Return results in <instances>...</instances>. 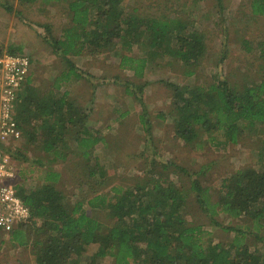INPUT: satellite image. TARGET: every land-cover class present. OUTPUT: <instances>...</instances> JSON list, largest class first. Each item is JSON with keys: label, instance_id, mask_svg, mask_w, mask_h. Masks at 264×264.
<instances>
[{"label": "trees", "instance_id": "16d2710c", "mask_svg": "<svg viewBox=\"0 0 264 264\" xmlns=\"http://www.w3.org/2000/svg\"><path fill=\"white\" fill-rule=\"evenodd\" d=\"M36 1L18 3L30 5ZM122 2L69 1V25L61 38L51 39V45L60 52L72 77L80 78L82 72L70 56L84 52L143 46L147 48L146 56L124 53L120 57L119 66L132 70L137 77L144 75L146 62L153 58L169 55L190 69L204 58L206 44L201 32L181 21L145 17L134 11L125 15ZM258 46L264 65V41ZM9 54L22 53L10 50ZM68 74L47 91L38 90L26 79L13 113L22 139L25 136L27 143L37 141L54 159L64 157L63 132L68 126L79 147L92 150L100 140L85 127L87 114L83 109L69 99L67 92L59 91V82L68 79ZM166 85L172 92L169 115L173 133L185 144H192L203 132L210 140H216L214 134L220 132L223 139L216 140V144L236 143L243 130L251 132L256 124L264 129V80L242 89L226 78L210 85ZM33 118H38V126L32 124ZM140 120L144 126L147 124L144 114ZM144 131L150 134L149 128L144 127ZM1 149L10 154L9 148ZM259 162V169L244 167L222 178L215 201H211L208 187L197 178L191 180L190 190L204 213L251 219L252 228L225 227L235 233L227 244L205 241L201 226L191 225L184 217L187 195L170 174L188 171L173 161H150L147 177L141 182L131 187L112 186L107 193L87 197L90 208L105 210L111 223L104 227L96 216L82 210L81 203L68 205L54 184L58 173L48 171L41 184L27 188L16 183V170L14 189L29 208L30 217L8 233L9 239L12 245L29 247L36 264H100L107 257L114 264H264V254L251 251L245 243L249 236L264 240V138ZM87 174L93 177L95 172L90 168ZM19 178L23 180L22 175Z\"/></svg>", "mask_w": 264, "mask_h": 264}, {"label": "rangeland", "instance_id": "374dc122", "mask_svg": "<svg viewBox=\"0 0 264 264\" xmlns=\"http://www.w3.org/2000/svg\"><path fill=\"white\" fill-rule=\"evenodd\" d=\"M69 1L37 0L21 5L18 0H0V55L10 50L28 55L31 67L27 79L40 91H47L68 74L51 39L61 38L69 25ZM122 8L125 15L134 11L145 17L181 21L201 32L206 44L204 58L191 67V74L190 68L169 55L153 58L146 62L144 75L137 77L132 70L119 66L120 57L124 53L146 56L147 48L143 46L71 55L82 76L68 74L66 81L59 82V91L67 92L69 99L83 109L87 114L85 127L92 136H101L102 141L92 150L79 147L68 126L63 132L64 157L54 159L51 152L42 150L41 144L27 143L24 136L15 145L6 146L18 171L16 183L33 188L44 181L48 171L58 173L54 184L68 205L81 203L82 210L96 216L104 227L111 223L105 210L90 208L87 197L107 193L112 186L131 187L141 182L147 177L150 161H173L188 171L170 174L187 195L184 217L191 225L201 226L205 241L227 244L235 233L225 227L252 228L251 219H234L221 212L209 216L198 206L190 183L197 178L210 189V199L215 201V190L222 178L244 167L259 169L264 129L256 124L251 132L243 130L236 143L216 144L223 139L220 132L214 134L217 141L203 132L195 142L185 144L173 133L169 115L172 92L166 82L210 85L226 78L242 89L263 81L264 65L258 45L264 41V0H123ZM142 114L145 126L140 120ZM32 121L40 124L38 118ZM90 168L95 172L93 177L87 174ZM245 243L251 251L264 254V240L249 236ZM0 264L36 263L29 247L12 245L8 233L0 231ZM100 264L114 263L107 257Z\"/></svg>", "mask_w": 264, "mask_h": 264}, {"label": "built area", "instance_id": "2783aa9c", "mask_svg": "<svg viewBox=\"0 0 264 264\" xmlns=\"http://www.w3.org/2000/svg\"><path fill=\"white\" fill-rule=\"evenodd\" d=\"M31 60L26 54L0 55V231L9 233L29 220L30 210L16 194L13 181L17 171L10 154L1 148L21 138L13 113L17 96L27 79ZM7 173H11L9 177Z\"/></svg>", "mask_w": 264, "mask_h": 264}, {"label": "crops", "instance_id": "0c3cea01", "mask_svg": "<svg viewBox=\"0 0 264 264\" xmlns=\"http://www.w3.org/2000/svg\"><path fill=\"white\" fill-rule=\"evenodd\" d=\"M29 76V75H28ZM28 78V77H27ZM99 137H101V136H99ZM102 140L100 139L99 140V142H101ZM96 146H98V142H96V144L93 146V148L95 147L96 148Z\"/></svg>", "mask_w": 264, "mask_h": 264}, {"label": "clouds", "instance_id": "9594fccd", "mask_svg": "<svg viewBox=\"0 0 264 264\" xmlns=\"http://www.w3.org/2000/svg\"><path fill=\"white\" fill-rule=\"evenodd\" d=\"M7 175H8L9 177H11V176H12V174H11V173H7Z\"/></svg>", "mask_w": 264, "mask_h": 264}]
</instances>
